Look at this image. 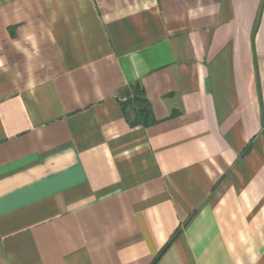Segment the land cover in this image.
Wrapping results in <instances>:
<instances>
[{
    "label": "crops",
    "instance_id": "crops-1",
    "mask_svg": "<svg viewBox=\"0 0 264 264\" xmlns=\"http://www.w3.org/2000/svg\"><path fill=\"white\" fill-rule=\"evenodd\" d=\"M0 264H264V0H0Z\"/></svg>",
    "mask_w": 264,
    "mask_h": 264
},
{
    "label": "trees",
    "instance_id": "trees-1",
    "mask_svg": "<svg viewBox=\"0 0 264 264\" xmlns=\"http://www.w3.org/2000/svg\"><path fill=\"white\" fill-rule=\"evenodd\" d=\"M125 101L122 103L125 111L129 108H134L135 124L141 122H153V114L149 108V104L144 98V93L139 86L132 87L129 91L125 92ZM160 257V256H159ZM159 258H157L158 261Z\"/></svg>",
    "mask_w": 264,
    "mask_h": 264
}]
</instances>
